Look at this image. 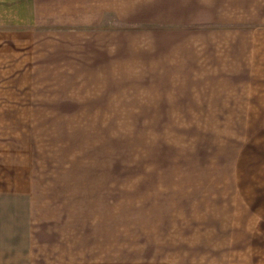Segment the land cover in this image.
Listing matches in <instances>:
<instances>
[{
	"label": "rangeland",
	"instance_id": "rangeland-1",
	"mask_svg": "<svg viewBox=\"0 0 264 264\" xmlns=\"http://www.w3.org/2000/svg\"><path fill=\"white\" fill-rule=\"evenodd\" d=\"M37 1L0 8V264L263 258L264 0Z\"/></svg>",
	"mask_w": 264,
	"mask_h": 264
},
{
	"label": "crops",
	"instance_id": "crops-1",
	"mask_svg": "<svg viewBox=\"0 0 264 264\" xmlns=\"http://www.w3.org/2000/svg\"><path fill=\"white\" fill-rule=\"evenodd\" d=\"M1 1V0H0ZM23 4L21 6V12H22V17H27L33 13V16L35 17L37 12H38V1L37 0H22ZM15 5V0H4L2 3L0 2V8L1 6L5 7H13ZM1 11V10H0ZM15 21V20H13ZM1 25V21H0ZM263 200V201H262ZM262 212L259 216V226L257 228L256 223H254V227H252L251 232H250V240H249V250L254 253V254H263V258L257 259L254 261V264H264V198L262 199ZM249 206L250 203H249Z\"/></svg>",
	"mask_w": 264,
	"mask_h": 264
}]
</instances>
